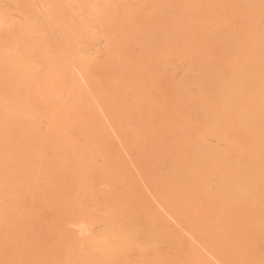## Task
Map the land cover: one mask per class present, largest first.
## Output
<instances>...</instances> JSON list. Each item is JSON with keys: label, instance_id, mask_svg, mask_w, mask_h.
<instances>
[{"label": "bare ground", "instance_id": "obj_1", "mask_svg": "<svg viewBox=\"0 0 264 264\" xmlns=\"http://www.w3.org/2000/svg\"><path fill=\"white\" fill-rule=\"evenodd\" d=\"M53 1L55 22L74 36L55 41L51 51L41 49L48 68L56 69L69 103L78 97L79 121L94 123L123 187L171 235L151 255L123 264H264V240L251 229L264 215V0H199L196 8L187 0H160L165 6L153 14L121 0H90L98 33L67 0ZM13 2L19 13L33 6L31 0ZM20 26L13 22L10 32ZM99 41L143 54L125 69L122 86L98 82L97 71L107 73L101 66L114 59L111 53L99 63L74 52L76 46L90 51ZM158 70L166 73L159 84ZM52 87L28 98L18 66L0 69V212L8 222L0 235V264L93 261L78 251L80 238L70 226L86 230L74 191L102 175L84 145L66 151L54 137L60 116L46 124L37 114L16 113L25 103L67 111L63 99L55 102ZM128 90L137 94L131 115L118 104L133 97ZM152 118L170 134L163 154L148 126ZM226 210L230 216L216 217ZM34 211L41 217L34 219Z\"/></svg>", "mask_w": 264, "mask_h": 264}, {"label": "rangeland", "instance_id": "obj_2", "mask_svg": "<svg viewBox=\"0 0 264 264\" xmlns=\"http://www.w3.org/2000/svg\"><path fill=\"white\" fill-rule=\"evenodd\" d=\"M31 1L32 8L25 13H19L15 10L13 0H0V69L3 70L10 65L18 66L21 77L27 81L29 86V91L26 94L28 98L40 97L52 83L51 92L55 96V102L59 104L63 99L64 105L68 107L67 111L57 112V108L49 111L40 107L32 109L25 103L16 109L17 115L26 118L35 117L37 114L36 119L46 124L52 116L56 119L60 116V123L56 125V131L53 132L54 137L59 138L66 151L73 145H84L91 158L93 168L102 175L94 185L74 191L76 205L86 217L84 232L80 231L77 226H70L71 230L80 238V247L78 246L77 249L92 255L93 261L89 264H123L126 259L134 256L151 255L162 242H168V240L171 242V235L164 232L159 223L150 218L143 207L137 204V198L131 191L123 187L122 176L119 172L111 169L109 158L103 150L101 136L94 123L86 121L83 126L80 123L77 108L78 97L69 103L70 99L66 90L56 82L58 75L56 69L48 68L46 60L41 54V49L51 51L55 41L61 43V40H68L74 34L71 28L60 27L55 22L56 4L53 0ZM121 1L139 6L151 14L162 10L165 6L160 0ZM198 3L199 0H187V5L190 8H196ZM89 4L90 0H67V5L71 10L75 8L76 13L80 16V21L89 22L90 31L98 33V24L89 18L87 10ZM155 19L158 26L163 24L162 15H158ZM216 19L220 23H225L226 17L218 16ZM13 22L20 23L21 26L11 33ZM5 32L11 34L5 36ZM80 47L76 46L74 52L83 58H90L99 63L105 61L106 52L113 55L114 59L111 62L101 66V68L107 69V73L97 71L96 75L98 82L105 88L113 84L122 86L125 81L124 76H126L125 69L134 60L141 59L143 55L137 53L136 50L123 51L105 48L104 43L100 41L87 52ZM63 53H66L64 48ZM141 61L139 60V63ZM189 61V57L185 58L182 65L187 67ZM154 74L157 84L166 79L165 71L158 70ZM128 92L133 97L120 98L118 104L125 114L131 115L134 112L133 100L135 97L137 98V94L132 90H128ZM149 124L148 126L154 134V140L163 154L170 134L167 131L159 130L156 118H152ZM69 192L71 191L69 190ZM1 193L0 190V205H2L1 199H3ZM38 213L40 214L39 218L41 217V212L34 211V219H38L36 215ZM231 213L232 210H226L224 213L217 214L216 217L230 216ZM7 226L8 222L4 213L0 212V235ZM252 226L253 232L260 234L264 240V215L255 219ZM27 227L30 229L33 226L29 224ZM32 239L33 236L29 234L27 241ZM63 241L70 245L66 237Z\"/></svg>", "mask_w": 264, "mask_h": 264}]
</instances>
